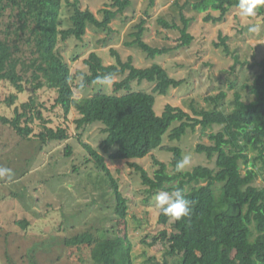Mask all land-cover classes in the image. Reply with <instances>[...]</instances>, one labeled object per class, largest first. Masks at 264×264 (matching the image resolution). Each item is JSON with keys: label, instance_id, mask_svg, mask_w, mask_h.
<instances>
[{"label": "trees", "instance_id": "trees-1", "mask_svg": "<svg viewBox=\"0 0 264 264\" xmlns=\"http://www.w3.org/2000/svg\"><path fill=\"white\" fill-rule=\"evenodd\" d=\"M101 8L97 17L88 9H81L78 0H65L70 8L69 25L60 19L61 0H0V82L10 83L15 92L5 98L14 103L17 93L29 88V97L15 106L10 117L0 116V122L10 127L19 137L29 139L33 134L30 123L33 118L41 119L42 130L37 135L42 142L64 141L69 138L67 127L47 126L39 110L38 90L47 88L55 91V104L67 116L75 108L79 116L74 120L76 128L83 125L101 123L105 137L101 146L113 161L139 159L156 149L172 153L167 171L166 163L155 159L158 168L149 176L137 163L130 165L140 173L142 184L150 191H172L182 189L189 200L194 201L191 220L173 221L159 212L158 224L162 229L148 245L160 242L165 246L161 261L147 259V264H264V58L248 63L240 61L226 43L228 37L219 35L216 47H223L231 55L235 64L255 67L250 83L246 87L255 92L253 99L245 100L239 91L233 93L231 108H220L226 96L220 91L215 96H207L214 103L212 109L192 110V115L180 107L166 104L160 114L156 112V95H166L170 88L178 87L183 80H176L159 64L136 67L132 58L123 61L115 49L111 54L115 63L105 65L102 58L91 51L84 59L85 70L71 72L57 48L60 41L69 38L82 39L87 25L98 29H108L109 23L128 6L130 0H110ZM154 0H150L152 6ZM238 0H192L178 5L179 10L188 6L196 12H205L204 21L218 23L231 8H237ZM210 11H218L213 15ZM264 13V6L258 9ZM182 25L175 21L158 19L165 28L178 29L180 43L175 48L189 45L193 36L188 32L189 18L180 11ZM145 21L137 25L132 35L135 39L126 45H138L151 59L166 53L169 48L151 47L142 40ZM77 58V57H75ZM115 81L114 92L100 90L96 77ZM146 81L154 84L151 91L132 88V83ZM234 87V83H231ZM95 88L92 95L76 99L77 92ZM77 91V92H76ZM223 105V104H222ZM219 125L221 129L208 134L209 145L198 144L197 153L214 158V167L197 165L191 170L177 172V162L183 159L178 146L162 145L163 137L169 131L171 140H180L188 130ZM85 152V163L91 162L108 179L114 197V209L120 219L127 214V201L118 190L106 163L105 157L93 146L76 135ZM72 154V147L66 145L65 155ZM260 164L257 167V164ZM260 177L263 186H256L254 180ZM26 220L19 221L26 227ZM101 233V232H100ZM85 231L65 239L67 246L85 245L89 248L92 264H133L131 242L126 235L110 237ZM169 257V260L168 258Z\"/></svg>", "mask_w": 264, "mask_h": 264}, {"label": "rangeland", "instance_id": "rangeland-1", "mask_svg": "<svg viewBox=\"0 0 264 264\" xmlns=\"http://www.w3.org/2000/svg\"><path fill=\"white\" fill-rule=\"evenodd\" d=\"M61 1L60 19L64 26H68L70 8L65 0ZM78 1L81 9H88L97 17H100L98 11L111 2ZM130 1V6L109 23L108 29L87 25L82 39L69 38L59 42L57 50L71 72L86 69L84 59L91 51L96 52L105 65L116 61L111 49H115L123 61L131 57L136 67H147L155 62L172 78L183 80L180 86L170 88L166 95H156L155 109L158 114L166 104L180 107L191 115L193 109H212L214 103L208 101L207 96H215L220 91L226 92L220 108L227 111L231 108L235 91H239L245 100L254 98L256 94L252 89L241 86L247 81L250 83L257 69L243 63L235 64L233 70V57L214 43L220 41V34L225 35L231 52L238 55L240 61L252 63L263 59L264 13L247 18L241 16L239 9L231 8L223 20L211 23L203 20L205 12H196L190 6L179 10L180 5L192 0H154L152 6L150 0ZM180 11L190 19L188 32L193 40L187 46L175 48L180 43L179 30L165 28L157 21H175L181 26ZM210 12L219 14L218 11ZM142 20L145 21L142 40L151 47L169 48L170 51L151 59L138 45H126L135 39L132 34ZM250 25L258 26L257 30L250 32ZM120 79L118 76L108 79L98 88L113 93V83ZM231 83H234V87L230 86ZM153 85L146 81L139 84L134 81L131 86L150 92ZM94 90L89 87L84 93L76 91L75 98L90 96ZM12 92L15 89L10 83L0 82V116H12L14 107L29 97L27 88L17 93L14 103L8 104L4 100ZM36 98L47 126L67 127L69 138L42 142L37 135L42 130L43 122L36 117L30 123L33 134L29 139L19 137L9 126L0 122V166L11 168L14 173L11 179L0 178V264H92L89 248L64 243L65 239L88 230L103 235L107 231L110 237L126 235L131 242L133 264H147L148 258L161 261L165 246L160 242L148 245L162 229H171L169 224L163 226L157 222L160 210L156 206L155 196L161 191H150L142 184L140 173L130 164H139L149 176H153L158 168L156 159L166 163L167 171L172 172V153L156 149L143 158L113 161L101 146L105 137L101 123L83 125L78 129L74 122L79 116L77 110L71 108L65 116L61 107L55 104V91L40 89ZM220 129L219 125L206 129L197 126L195 130H188L180 140H171L168 131L162 145L178 146L182 149L183 157L190 158V164L183 170H191L197 165L213 168L214 158L208 159L205 154L197 153L195 148L198 144H211L208 134ZM78 133L83 142L105 157L118 190L127 201L124 219H120L115 212L108 179L93 163H85V152L76 139ZM66 145L72 147L70 156L65 155ZM254 184L263 186L260 177L254 180ZM22 220L28 222L24 228L19 225Z\"/></svg>", "mask_w": 264, "mask_h": 264}, {"label": "clouds", "instance_id": "clouds-1", "mask_svg": "<svg viewBox=\"0 0 264 264\" xmlns=\"http://www.w3.org/2000/svg\"><path fill=\"white\" fill-rule=\"evenodd\" d=\"M264 6V0H238L237 7L242 17L254 18L258 13V9ZM256 25H250L249 31L255 32ZM108 77L98 76L95 83L104 85L108 81ZM190 164V158L184 156L182 160L177 162V172L182 171ZM11 168L0 166V178L7 177L11 179L13 176ZM156 206L159 208L161 214L171 218L173 221L191 220L194 201L189 200L184 195L182 189L176 188L172 191H161L155 196Z\"/></svg>", "mask_w": 264, "mask_h": 264}]
</instances>
